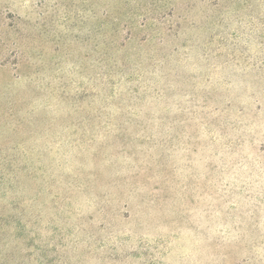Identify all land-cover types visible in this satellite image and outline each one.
Returning <instances> with one entry per match:
<instances>
[{
    "label": "rangeland",
    "instance_id": "374dc122",
    "mask_svg": "<svg viewBox=\"0 0 264 264\" xmlns=\"http://www.w3.org/2000/svg\"><path fill=\"white\" fill-rule=\"evenodd\" d=\"M0 264H264V0H0Z\"/></svg>",
    "mask_w": 264,
    "mask_h": 264
}]
</instances>
